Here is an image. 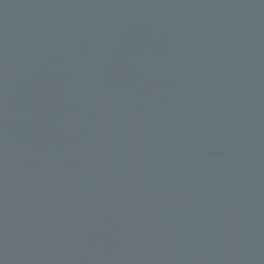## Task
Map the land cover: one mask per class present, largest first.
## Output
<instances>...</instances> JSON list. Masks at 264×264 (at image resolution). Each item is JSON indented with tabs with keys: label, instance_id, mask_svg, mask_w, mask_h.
I'll return each instance as SVG.
<instances>
[{
	"label": "water",
	"instance_id": "1",
	"mask_svg": "<svg viewBox=\"0 0 264 264\" xmlns=\"http://www.w3.org/2000/svg\"><path fill=\"white\" fill-rule=\"evenodd\" d=\"M0 264H264V0H0Z\"/></svg>",
	"mask_w": 264,
	"mask_h": 264
}]
</instances>
